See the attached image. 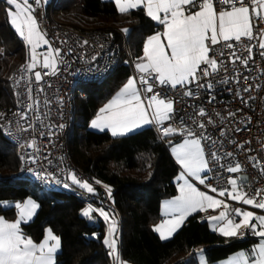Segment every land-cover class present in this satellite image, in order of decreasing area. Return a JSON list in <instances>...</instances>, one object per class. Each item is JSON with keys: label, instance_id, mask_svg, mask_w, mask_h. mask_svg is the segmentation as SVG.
<instances>
[{"label": "trees", "instance_id": "obj_1", "mask_svg": "<svg viewBox=\"0 0 264 264\" xmlns=\"http://www.w3.org/2000/svg\"><path fill=\"white\" fill-rule=\"evenodd\" d=\"M8 8L0 0V111L14 105L10 76L29 54L25 42L8 22ZM55 10L65 22L107 28L122 47L117 66L108 77L84 88L76 87L69 134L72 161L110 190L114 214L120 219L122 258L131 264H197L188 255L204 248L207 262L217 264L248 249L254 237H223L210 228L201 213L188 216L171 238L161 240L153 228L162 218V200L178 192L179 166L153 127L113 137L88 126L104 103L131 77L128 60H138L145 40L161 31L160 24L139 11L122 14L114 2L106 0H57ZM120 31L125 33L128 53ZM19 169V153L0 127V203L13 205L0 207V214L12 215L16 203L32 198L39 209L34 219L23 225L24 231L40 241L46 228H51L61 243L56 264H113L104 244L108 225L103 221L88 223L82 215L87 207L84 202L67 191L40 189L31 177L20 176Z\"/></svg>", "mask_w": 264, "mask_h": 264}, {"label": "snow or ice", "instance_id": "obj_2", "mask_svg": "<svg viewBox=\"0 0 264 264\" xmlns=\"http://www.w3.org/2000/svg\"><path fill=\"white\" fill-rule=\"evenodd\" d=\"M41 3L42 0H6V4L10 6L6 10V15L15 32L30 47V62L22 68V71L32 72L40 63L38 56L42 55V67L55 74L59 49L49 46L46 53L36 52L42 44H48L44 34L39 31V24L34 15V5ZM218 3L227 7H221L217 11L214 0H115L116 7L122 14L131 9L143 8L151 20L163 25V32H157L145 40L143 56L138 58L139 62L135 65L138 75L127 79L116 96L99 110L96 118L91 121V127L101 131L107 129L113 137H116L126 135L145 125L154 124L162 137L178 132L185 135L184 142L172 148L176 162L183 169V173L177 179L183 183L178 185L179 195L164 205V215L171 216V219H165L161 224L156 225L153 231L159 233L161 240H166L193 212L206 211L208 208L215 210L222 206L223 210L218 216L209 217L210 223L216 222L219 225L220 235L242 238L246 234L244 230H250L253 235L261 238L259 245L251 250L253 259L250 260L247 254L241 252L230 261V264H264V215H255L251 211H242L239 208L231 209V213L240 218L237 222L230 214L228 204L199 191L185 179L186 174L205 184L207 177L206 175L202 177L201 174L209 170V159L206 158L203 142L210 141L211 144L218 142L203 131L197 135L191 128H184L183 122L179 129L170 126L162 127L165 121L172 118L175 102L166 97L163 90L176 89L178 86L186 89L193 83H196L198 87H205L199 84L202 78L201 73L206 78L215 73L218 68L217 60L209 55L213 51V46L224 42V47L232 49L234 45L229 41L234 40L239 43L242 42V38L248 41L256 39L258 47L262 50L260 54L264 56V27L260 28L259 36L253 31L258 23L264 24V0H236L235 3L233 0H218ZM192 9L197 10L192 11ZM123 31L127 33L128 30ZM247 51L248 56L243 59L232 52L230 58L235 57L232 62L240 60L247 66L249 60L253 59L252 46H247ZM218 55L222 56L223 53L220 52ZM202 65L208 67H202ZM47 74L46 72L45 75ZM34 77L39 83L42 79L41 72L35 71ZM244 79L248 78L244 77ZM19 83L20 81L17 80L16 84L19 85ZM223 83H227V80ZM156 87L161 88L162 91L155 92ZM207 88L210 90L212 85L208 84ZM244 91L247 92L249 89L245 88ZM27 92L28 99L32 101L31 83L28 84ZM146 93L151 95H143ZM182 94L186 97L193 95L191 89ZM236 95L240 96L239 91ZM241 101L247 104V100L243 97ZM34 109L38 110V105L33 101L28 104V108L23 113H17V115L21 119H27V113ZM205 115L203 108L197 113L200 117ZM232 115L234 114L229 113V116ZM193 119L200 129L205 128L204 123ZM207 123L211 125L214 122L209 119ZM220 135H224L223 130L220 131ZM31 146L30 144L29 147ZM209 155L212 162L218 163L221 160V156L216 151L210 152ZM224 155L226 158H232L233 152L228 151ZM259 165L260 161L252 158V167L259 168ZM226 171L233 174L239 173L241 165L239 163L230 165ZM261 172L264 174V169ZM71 179L87 192L94 191L89 183L77 181L74 176H71ZM247 181V176L230 178L228 184L232 185L231 191L218 190L211 185L206 186L218 196L223 197L227 193L229 199L264 210V190H257L254 195H249L244 190ZM64 186L68 187L67 184ZM257 197L260 198L257 199ZM12 206L0 203V207ZM14 207L17 210V219L14 222H8L0 217V264H56V254L60 249L59 237L49 230L40 243H35L24 235L20 227L22 223H27L31 219L38 205L29 199L23 204L16 203ZM93 211L96 210L91 207L86 208L82 215L91 219L90 213ZM99 215L106 221L109 220L108 214L103 209L99 210ZM213 230L217 229L213 228ZM108 233L104 244L110 250L109 255L113 257V264H121L117 251L118 236L114 217L111 219Z\"/></svg>", "mask_w": 264, "mask_h": 264}, {"label": "built area", "instance_id": "obj_3", "mask_svg": "<svg viewBox=\"0 0 264 264\" xmlns=\"http://www.w3.org/2000/svg\"><path fill=\"white\" fill-rule=\"evenodd\" d=\"M56 2L57 0H42L40 5H34L39 31L44 34L53 49H59L55 74L42 67V55L38 56L40 63L32 72L22 71V68L30 62L29 53L25 62L10 76L9 83L15 96L14 105L0 111V127L4 137L19 153L20 176L31 177L42 190L67 191L86 206H96L98 209L93 208L96 211L90 213L91 219L87 218V222L103 221L109 225V220L106 221L100 216L99 210L115 211L110 192L97 183L88 171L81 169L72 161L69 134L72 127L76 87L99 82L108 77L117 66L122 47L105 27L83 26L60 19L55 10ZM235 2L236 0H233V3ZM214 7L219 11L221 7L227 6H222L218 0H214ZM262 27L264 24L258 23L253 29L254 34L259 36ZM120 32L124 39V50L128 53L125 33ZM229 43L234 45L232 49L224 47V42H221L213 46V51L209 53L211 58L217 60L218 68L206 78L201 73L199 84L205 87H198L193 83L186 89L178 86L176 89L163 90V94L175 102L172 118L162 127L179 129L183 122L184 128H191L197 135L203 131L218 142L217 144H211L210 141L203 142L206 158L209 159L205 187L211 185L218 190H228L232 187L228 184L230 178L245 175L248 181L244 190L249 195H254L257 190H264V174L261 172L264 169V56L260 54L262 50L258 47L256 39L248 41L242 38V42L233 40ZM247 46H252L253 59L249 60L247 66L240 60L233 63L235 57L230 58L231 53L235 52L243 59L248 56ZM220 52L223 53L222 56L218 55ZM128 64L131 75L137 76L134 61L129 59ZM202 67L208 66L202 65ZM35 71L42 74L39 83L35 81ZM244 77L248 79L245 80ZM17 80L20 81L19 85L16 84ZM225 80L227 83H223ZM29 83L33 88L32 101L28 99ZM208 84L212 85L210 90L207 88ZM245 88L249 91L245 92ZM188 89L193 93L191 97L182 94ZM154 91L162 90L156 87ZM237 91L240 96L236 95ZM143 95L150 96L151 93ZM213 97L215 99H212ZM241 97L247 100V104L242 103ZM33 101L38 105V110L28 112L27 119H21L17 113H23ZM201 108L206 113L203 117L197 116ZM229 113L234 115L229 116ZM193 118L204 123L205 128L200 129ZM209 119L214 123L208 124ZM152 127L168 150V146L175 142L173 135L179 132L162 137L157 126L153 124ZM221 130L224 132L223 136L220 135ZM212 151H216L221 156L218 163L211 161L209 154ZM228 151L233 152L232 158L225 157L224 154ZM252 158L260 161L259 168L252 167ZM236 163L241 165L239 173L226 171L228 166H234ZM70 174L77 181L89 183L94 192L89 193L72 185ZM65 184L68 187H65ZM232 216L237 222L239 221L234 213ZM244 231L246 234L240 239H249L253 236L250 230Z\"/></svg>", "mask_w": 264, "mask_h": 264}, {"label": "crops", "instance_id": "obj_4", "mask_svg": "<svg viewBox=\"0 0 264 264\" xmlns=\"http://www.w3.org/2000/svg\"><path fill=\"white\" fill-rule=\"evenodd\" d=\"M5 2H6V0H4ZM106 1H112V2H114V4H115V0H106ZM116 5V4H115ZM197 9H192V11H196ZM119 11V10H118ZM131 11H139V12H142L148 19H150L151 20V18L150 17H148L147 15H146V12H145V10L143 9V8H140V9H131V10H129L127 13H129V12H131ZM153 21V20H152ZM155 22V21H154ZM155 23H157V22H155ZM157 24H159V23H157ZM160 26H161V31H160V33H162L163 32V25H161L160 24ZM165 43H166V41H164ZM26 44V43H25ZM144 46V45H143ZM29 47V46H28ZM30 48V47H29ZM36 51H41V52H47L46 50H36ZM143 56V51H142V55L140 56V57H142ZM137 62H139L138 60H135L134 61V63L136 64ZM131 77H133L132 75H131ZM126 82H124V84H125ZM123 84V85H124ZM123 85L110 97V99L107 101V102H105L104 103V105L102 106V108L114 97V96H116V94L119 92V90L123 87ZM98 114V113H97ZM97 114L90 120V122H89V124H88V126H89V128L91 129V130H93V131H96V132H104V133H108V134H110V135H112L111 134V132L109 131V130H107V129H105V130H103V131H101V130H99V129H94V128H92L91 127V121L93 120V119H95L96 118V116H97ZM166 122V121H165ZM164 122V123H165ZM152 125L153 124H149V125H145V126H143V127H141V128H139V129H136V130H133L132 132H130V133H133V132H136V131H140V130H142V129H145V128H148V127H152ZM130 133H127V134H130ZM126 134V135H127ZM174 136V138H175V142L174 143H172L171 145H169L168 146V152H169V154H170V156H171V158H172V160L179 166V169H180V172L182 171L183 172V169L180 167V165L176 162V158H175V156L173 155V152H172V148L173 147H175V146H179L180 144H182L183 142H184V140H185V135H183V134H177V135H173ZM180 172H179V174H180ZM207 173V172H206ZM206 173H205V175H206ZM203 174V173H202ZM201 174V175H202ZM186 175V174H185ZM71 176H73V175H71ZM71 176H70V181H71V184L72 185H74L75 187H78V184H76V183H73L72 182V179H71ZM186 179L188 180V179H192V177H190V176H187L186 175ZM190 182V181H189ZM206 182V181H205ZM77 185V186H76ZM197 185V184H196ZM198 186V185H197ZM78 188H80V187H78ZM197 188H199L200 190L202 189L203 191H204V193L205 194H207V195H211V196H213L214 198H216V199H219V200H222V201H224L226 204H228L229 205V208H230V214L232 215V213H231V209H234V208H239V209H241L242 211H251V212H253L255 215H264V210H261V209H258V208H255V207H253V206H251V205H245V204H242V203H238L237 201H235V200H232V199H229L228 198V196H227V193L225 194V196H223V197H221V196H218L217 195V193H215V192H211V191H209V192H207L204 188H202V187H197ZM232 188V187H231ZM231 188L230 189H228V191H231ZM82 189V188H81ZM198 189V190H199ZM206 189L207 190H209V188L208 187H206ZM178 190V189H177ZM94 192V191H93ZM176 196H178V192H177V194L175 195V196H173V197H169V198H165V199H163L162 200V202H161V209H160V211H161V216H162V218H161V220L156 224V225H159V224H161L165 219H171V216H166V215H164V212H165V209H164V205L166 204V202H168V201H171V200H173ZM25 202V201H24ZM23 202V203H24ZM23 203H21V204H23ZM237 205H239V206H237ZM89 207H91L92 209L93 208H97L96 206H93V205H90V206H87L86 208H89ZM98 209V208H97ZM38 210V209H37ZM223 210V207L222 206H220V207H217V208H215V210H213L212 208H208L206 211H197V212H193L192 214H194V213H201V217L204 219V220H206L207 222H208V224H209V226H210V228L213 230V228H216L217 230L215 231L217 234H219L220 235V233H219V225H217L216 224V222H212V223H210L209 222V217L210 216H218L219 215V213H220V211H222ZM107 214H108V216H109V225H108V228H109V226H110V223H111V219L114 217L115 218V222H116V227H117V233H116V235L118 236V241H117V251H118V253H119V256H120V259H121V264H131L130 262H128V261H126V260H124L123 258H122V254H121V249H120V244H121V236H120V223H119V221H120V219H119V217L116 215V214H114V212H109V211H107V210H104ZM37 212V211H36ZM36 212H35V210H34V214L32 215V217H31V219L27 222V223H29V222H31L33 219H34V217H35V214H36ZM204 212V213H203ZM191 214V215H192ZM190 216V215H189ZM0 217H3L5 220H7L8 222H14L16 219H17V210L15 209V211H14V213L12 214V215H4V214H0ZM237 218H239V217H237ZM240 219V218H239ZM186 220V219H185ZM184 220V221H185ZM221 223H223V222H221ZM253 223H255V221H253ZM24 224H26V223H22L21 224V230H22V232L24 233V235L25 236H27V237H29V238H31L35 243H40L44 238H45V236H44V238L42 239V240H40V241H36V240H34V238L33 237H31L30 235H28L25 231H24V228H23V225ZM183 224V223H182ZM181 224V225H182ZM155 225V226H156ZM181 225H179L178 227H177V229L181 226ZM176 229V230H177ZM175 230V231H176ZM174 231V232H175ZM214 231V230H213ZM46 232H48V228H46V231H45V235H46ZM174 232L171 234V236L174 234ZM51 233L52 234H54L52 231H51ZM159 234V233H158ZM55 235V234H54ZM108 235H109V233H108ZM107 235V236H108ZM56 236V235H55ZM171 236L169 237V238H171ZM222 236V235H221ZM58 237V236H57ZM223 237H225V236H223ZM252 237H254L255 238V241L253 242V244L248 248V249H243V250H239V251H237V252H235V253H233V254H231L228 258H226V259H224V260H222V261H220L219 263H217V264H230V261L234 258V257H236V256H238L241 252H243V253H245V254H247L248 256H249V259L251 260V259H253V257L251 256V250L254 248V247H256V246H258L259 245V243H260V237H257V236H255V235H253ZM168 238V239H169ZM227 238H229V237H227ZM50 243H52L51 241H50ZM60 249H61V243H60ZM60 249L58 250V252H57V254H56V263H57V255H58V253L60 252ZM204 248H198V249H194L189 255H188V257L189 256H192L195 260H196V262H197V264H210V263H208L207 262V260H206V256H205V252H204ZM196 252H200V256H199V260H197L195 257H194V255H195V253ZM191 257V258H192ZM184 259H186V258H184Z\"/></svg>", "mask_w": 264, "mask_h": 264}, {"label": "rangeland", "instance_id": "obj_5", "mask_svg": "<svg viewBox=\"0 0 264 264\" xmlns=\"http://www.w3.org/2000/svg\"><path fill=\"white\" fill-rule=\"evenodd\" d=\"M71 23H73V22H71ZM82 25V24H81ZM84 26V25H83ZM49 44H42L40 47H38L36 50H46L47 51V49L49 48ZM26 47H27V51H28V53H30V48L26 45ZM85 87V85L83 86V87H80V88H84ZM10 93H11V95H12V98L14 99V94H13V91H12V89H11V86H10ZM183 172L181 171L180 172V174L178 175V177L182 174ZM203 176H205V173H203L202 174V177ZM206 177H207V173H206ZM185 179H186V175H185ZM207 179H208V177H207ZM207 179L205 180V181H207ZM187 180V179H186ZM188 181V183H190V184H192L193 185V187H202V188H204L207 192H209L210 190H207L206 189V187H205V184H206V182H205V184H201L198 180H196V179H194V178H192V179H188L187 180ZM190 181V182H189ZM181 183H183V181H180V180H178L177 178H176V186H177V189H178V185L179 184H181ZM198 186H197V185ZM77 186V185H76ZM79 187V186H78ZM105 187V186H104ZM197 189H199V188H197ZM199 191H202V192H204L202 189L200 190L199 189ZM206 193V192H205ZM178 195H179V192H178ZM29 199H31L34 203H36L37 205H38V207L35 209V212L36 211H38L37 209H39V204L34 200V199H32V198H28V199H26L25 201H27V200H29ZM24 202V201H23ZM22 202V203H23ZM204 213V212H203ZM195 214V213H194ZM52 231L51 230V228H49L48 227V231ZM54 235V234H53ZM199 256H200V252H196L195 253V255H194V257L197 259V260H199Z\"/></svg>", "mask_w": 264, "mask_h": 264}, {"label": "water", "instance_id": "obj_6", "mask_svg": "<svg viewBox=\"0 0 264 264\" xmlns=\"http://www.w3.org/2000/svg\"><path fill=\"white\" fill-rule=\"evenodd\" d=\"M243 176H245V175H243Z\"/></svg>", "mask_w": 264, "mask_h": 264}]
</instances>
